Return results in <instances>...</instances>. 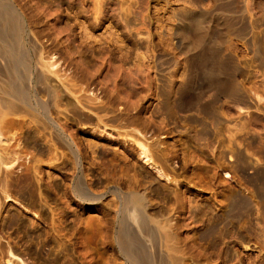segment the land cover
I'll return each instance as SVG.
<instances>
[{"label":"rangeland","instance_id":"1","mask_svg":"<svg viewBox=\"0 0 264 264\" xmlns=\"http://www.w3.org/2000/svg\"><path fill=\"white\" fill-rule=\"evenodd\" d=\"M3 1L25 63L0 60V264H131L125 225L168 264H264V0ZM209 112L243 127L222 159Z\"/></svg>","mask_w":264,"mask_h":264},{"label":"bare ground","instance_id":"2","mask_svg":"<svg viewBox=\"0 0 264 264\" xmlns=\"http://www.w3.org/2000/svg\"><path fill=\"white\" fill-rule=\"evenodd\" d=\"M21 30V29H20ZM207 30V29H206ZM204 33H205V31H204ZM207 37V36H206ZM1 58L4 60L3 62H5V67H6V69L7 70H14L15 71V69H16V65L17 64H21V65H24V63H25V58H24V55H23V53L21 52V50H20V43H19V22H18V18H17V16L15 15V13H14V11H13V9L11 8V6H9V4H7L6 2H4L3 0H0V60H1ZM4 69V68H3ZM17 71V70H16ZM8 73V74H7ZM6 74V81H5V83H3L4 84V92H5V95L7 94V95H10V96H8V97H11V96H13V98L14 97H17V98H24V96H25V88L26 87H24V85L20 82V80H18L19 78H20V76H19V78H18V76H16L14 73H11V72H7ZM21 77H23V75L21 76ZM16 78H17V80H16ZM25 78V77H24ZM37 79H38V77H37ZM233 82V81H232ZM221 85V84H220ZM27 86V85H26ZM2 87V86H1ZM225 87H226V89H227V93H229V94H231V95H233V97H234V95H237V93L238 92H241V91H238V88H237V86L234 84V83H228V84H226L225 85ZM36 88V87H35ZM220 90V89H219ZM239 90H241V89H239ZM3 92V93H4ZM241 94V93H240ZM239 93H238V95L235 97V98H237V99H239L238 97H239V95H240ZM36 95V94H35ZM35 97V96H34ZM241 97V96H240ZM244 98V97H243ZM242 98V99H243ZM237 99H236V101H237ZM242 99L240 98L239 100H241L242 101ZM16 100H18V99H16ZM189 100V99H188ZM238 100V101H239ZM3 101H4V98H3ZM6 101H7V99H6ZM28 101V100H27ZM243 101H244V99H243ZM189 102V101H188ZM264 102V101H263ZM6 103V102H5ZM43 103V102H42ZM188 104V103H187ZM8 105H9V103H8ZM7 106V105H6ZM46 106H48V105H46ZM175 106V105H174ZM13 107V106H12ZM264 107V106H263ZM8 108H10V107H8ZM16 108V107H15ZM13 110V109H12ZM9 111H11V110H9ZM43 111V110H42ZM6 112V111H5ZM212 112V111H211ZM178 113H180V112H178ZM199 113V112H198ZM194 114V113H193ZM207 114V116H205V115H203L204 117H208L209 119H210V122L213 124V126H214V129L212 130L213 132H212V134L210 133L209 134V136L211 137H217V139L216 140H218V142H219V140H221V142L222 143H224L223 141L225 140L224 138L227 136L228 137V135H229V137H230V133L232 132V131H229L230 133L228 134V135H225V137H224V135L223 134H221V131H219L218 129H217V123H218V121H221V120H218V118H220V117H218L217 116V114L218 113H206ZM6 115V114H5ZM8 115V114H7ZM184 115H186V114H184ZM192 115V114H191ZM200 116V115H199ZM198 116V117H199ZM197 116H192V118H191V121H192V123L190 122V125L191 124H194L193 126H195V125H200L201 127L202 126H204V122H205V120H204V117L203 118H198ZM222 117V116H221ZM179 120H180V118H179ZM206 126V125H205ZM205 126H204V128H205ZM207 126H208V123H207ZM206 126V127H207ZM212 126V125H211ZM197 127V126H196ZM224 127V126H223ZM223 127H221L222 129H223ZM227 127V126H226ZM236 127H238V126H236ZM195 128V127H194ZM203 128V127H202ZM199 129H200V127H199ZM211 129V128H210ZM221 129V130H222ZM226 130H227V128H225ZM229 129V128H228ZM241 129H243V127H241V128H238L236 131L234 130V132L233 133H231V137L230 138H227L226 140L228 141L227 143H226V145L225 144H223V150L221 149V150H219L218 151V154H217V156H216V154H215V157L217 158V159H222L223 158V156L225 155V153H226V150L228 149V150H230V151H232V150H234V148H233V146H234V144H236L237 142H236V140L234 139V137H235V133L236 132H240V131H242ZM206 130H208L209 131V129L207 128ZM193 131V130H192ZM193 132H195L193 135H194V137H196L197 135H198V130H197V128L193 131ZM209 132H211V130L209 131ZM203 133V132H202ZM223 133H224V131H223ZM225 133H226V131H225ZM224 133V134H225ZM199 134H200V132H199ZM62 135V134H61ZM201 136V135H200ZM200 136H199V138H200ZM208 136V135H207ZM223 136V137H222ZM193 137V138H194ZM202 137V136H201ZM255 137V136H254ZM253 137V138H254ZM205 138V137H204ZM207 138V137H206ZM192 139V138H191ZM201 139V138H200ZM209 139V138H208ZM214 139V138H213ZM196 140H197V137H196ZM199 140V139H198ZM135 141V140H134ZM205 141V140H204ZM206 141H208V140H206ZM213 141V140H212ZM210 141H208V143H209ZM263 142V141H262ZM261 142V143H262ZM212 143V142H211ZM205 144H206V142H205ZM257 144V143H256ZM195 145H196V143H195ZM237 145H238V143H237ZM237 145H235V146H237ZM240 145V144H239ZM254 145V144H253ZM258 145V144H257ZM208 146V145H207ZM210 146V145H209ZM204 147H206V146H204ZM221 147V146H220ZM238 147V146H237ZM257 147V146H256ZM198 148V147H197ZM205 149V148H204ZM220 149V148H219ZM146 150H144L143 151V155H142V158L145 160V162H147V164H149L150 165V167H153L150 163H149V161H150V159L149 158H147L146 157V155H145V152ZM233 153H234V151H232ZM241 151L239 150V153H240ZM237 152H235V154H236ZM227 155V154H226ZM233 155V154H232ZM232 155H231V158H232ZM239 154H237V156H238ZM126 157V156H125ZM240 159V157H237V159ZM149 160V161H148ZM230 160V159H229ZM243 160V159H242ZM237 161V160H236ZM244 163V162H243ZM245 163H247V162H245ZM240 164V163H239ZM163 172H161L160 170H159V175L160 176H164V174H162ZM256 174V173H255ZM255 176H257L258 177V173L255 175ZM260 176V175H259ZM259 180H261L260 178H258ZM248 180V179H247ZM132 182V181H131ZM128 183V182H127ZM129 184V183H128ZM124 185H125V183H124ZM130 187V186H129ZM131 189V188H130ZM258 189V188H257ZM256 190V189H255ZM261 190V189H260ZM233 191V190H232ZM231 191V192H232ZM237 192V191H236ZM258 192V191H257ZM132 194V193H131ZM142 194V193H141ZM141 194H138V193H134V194H132L129 198H126V203H129L130 204V213H131V218H132V220H133V222H135L138 226H139V228L138 229H142L143 231H149V229L146 227V224H147V219H146V217H145V215H144V206L145 205H143V197H142V195ZM241 195V194H240ZM232 196V195H231ZM119 197V196H118ZM241 197V196H240ZM245 197V196H244ZM244 197H241V198H239L238 196H237V194H235L234 193V195L231 197V199H230V203H229V205L230 206H233L234 208H239V207H235V205H242L241 203L243 202L242 200V198H244ZM230 198V197H229ZM229 198H226L227 200L229 199ZM225 199V200H226ZM242 199V200H241ZM246 199V198H245ZM249 199V198H248ZM120 200V199H119ZM250 200V199H249ZM223 201V200H222ZM224 202V201H223ZM244 202H246L245 200H244ZM197 203V202H196ZM145 204V203H144ZM200 205V204H199ZM225 205V204H224ZM227 205V204H226ZM244 205V204H243ZM129 206V205H128ZM194 206H195V208H196V211H198L199 210V208H198V205L197 204H194ZM224 207V206H223ZM232 207V208H233ZM195 208H194V211H195ZM129 209V208H128ZM193 209V208H192ZM207 209V208H206ZM205 210V209H204ZM233 210H235V209H233ZM231 211H232V209H231ZM200 212V211H199ZM199 212H195V213H198L199 214ZM201 212H202V210H201ZM204 212V211H203ZM221 212V211H220ZM229 213V212H228ZM203 214V213H202ZM230 214V213H229ZM228 214V215H229ZM195 215V214H194ZM205 215V214H204ZM227 215V214H226ZM226 215H223V217L224 216H226ZM237 215V214H236ZM198 216H201V214L200 215H198ZM232 216V215H231ZM238 216V215H237ZM193 218H194V216H193ZM197 218V215H196V217L194 218V220ZM227 218H228V216H227ZM227 218H225V219H227ZM204 219V218H203ZM208 219V218H207ZM211 219V218H210ZM218 219V218H217ZM223 219V218H222ZM224 219V220H225ZM202 221V220H201ZM215 221V220H214ZM218 221V220H217ZM219 222V221H218ZM209 223V222H208ZM218 224V223H217ZM216 224V225H217ZM196 225V224H195ZM213 225V224H212ZM222 225V224H221ZM220 225V226H221ZM126 226V225H125ZM120 227V229H119V231H118V236H117V240H118V244H119V247H120V250H121V252L123 253V256H125L127 259H128V261L131 263V264H168V262L166 261V258L163 256V257H159V255L157 256V255H155L154 254V257L150 254V253H148L147 251H146V249H143V248H141L140 247V245L138 246V239H137V237H135V235L133 234L134 232H132L131 231V229H130V227L129 226H127V227ZM202 226V225H201ZM200 226V227H201ZM210 226V225H209ZM208 226V227H209ZM213 226H215V225H213ZM212 226V227H213ZM219 226V225H218ZM205 228L204 227V229H201V231H199L198 232V234H199V236L201 237V238H203V237H207L208 235H209V237H210V230L209 229H211L210 227L209 228ZM198 228V227H197ZM133 229H134V227H133ZM195 229V228H194ZM212 230V229H211ZM218 230V229H217ZM221 230H223V229H221ZM220 232V231H219ZM148 234V233H147ZM194 234V233H193ZM195 236V235H194ZM150 238H152V235H151V237ZM218 238V237H217ZM204 239V238H203ZM202 239V240H203ZM207 239V238H206ZM210 239V238H209ZM213 239V238H212ZM215 239H216V237H215ZM153 240H154V237L152 238V242H153ZM221 240V239H220ZM157 243V242H156ZM140 244H142V242L140 243ZM144 244V243H143ZM152 244H155V241H154V243H152ZM151 245V244H150ZM142 246V245H141ZM146 246V245H145ZM155 249V248H154ZM157 250V249H156ZM152 251V250H151ZM13 255V254H12ZM195 257V256H194ZM198 257V256H197ZM171 258V257H170ZM179 261H181L180 259H179ZM179 261H178V263H177V260L175 261L177 264H179ZM196 262V261H195ZM173 263V262H172ZM194 263V262H193ZM6 264H15L14 263V261L13 260H11V259H8V260H6ZM20 264H26V263H24V262H21ZM181 264V263H180ZM198 264V263H197Z\"/></svg>","mask_w":264,"mask_h":264}]
</instances>
